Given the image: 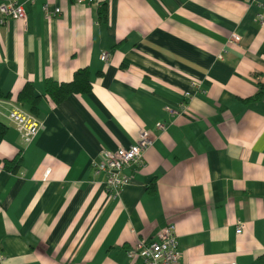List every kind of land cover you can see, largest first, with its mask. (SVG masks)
<instances>
[{"label":"crops","instance_id":"crops-1","mask_svg":"<svg viewBox=\"0 0 264 264\" xmlns=\"http://www.w3.org/2000/svg\"><path fill=\"white\" fill-rule=\"evenodd\" d=\"M46 3L61 10L48 17ZM25 8L26 21H0V87L11 93L0 98L9 125L0 159L23 157L17 171L0 168L2 264H133L129 248L170 222L177 264H259L264 95L253 96L264 83V0H35ZM80 67L90 71V91L58 102L46 95L47 77L68 81ZM28 80L43 95L44 121L30 142L8 116ZM142 128L153 138L145 164L127 166L130 181L108 196L94 164L136 143Z\"/></svg>","mask_w":264,"mask_h":264},{"label":"built area","instance_id":"built-area-1","mask_svg":"<svg viewBox=\"0 0 264 264\" xmlns=\"http://www.w3.org/2000/svg\"><path fill=\"white\" fill-rule=\"evenodd\" d=\"M25 2L33 3L35 0H24L22 2L19 0H0V21L4 22L8 16L26 21L27 10ZM44 10L46 16L50 17L58 13L61 8L55 7V9H51L49 3H46L44 4ZM239 38L240 35L237 32H234L233 37H231V39L235 40ZM109 55V51L103 52V58H107ZM193 82L195 88H198L197 81ZM185 93L186 96H189L191 91H186ZM167 108L172 112L177 111V108L169 106ZM8 116L15 123L21 137L27 142L32 141L44 125V121L40 115L21 105L19 102L13 103ZM158 125L162 128L165 127L163 122H158ZM152 142L153 138L149 130L142 128L136 143L103 152V157L95 162L94 168L96 172H105L106 179L104 183L108 196L118 195L122 187L130 181L131 175L124 171L127 166L132 163L145 164V151ZM50 170V168L46 170L45 176L49 174ZM243 226L244 221L239 219L236 231L241 232ZM128 254L133 259V264H177L179 262L180 251L176 224L173 222L166 224L153 239L137 240L129 248ZM2 257L0 256V264H2ZM230 264H237V262L232 261Z\"/></svg>","mask_w":264,"mask_h":264},{"label":"trees","instance_id":"trees-1","mask_svg":"<svg viewBox=\"0 0 264 264\" xmlns=\"http://www.w3.org/2000/svg\"><path fill=\"white\" fill-rule=\"evenodd\" d=\"M100 17L107 18V6L105 3H101L99 7ZM92 88V82L90 79V71L87 67L78 68L71 80L68 81H58L51 77H47L45 80V93L54 102H58L68 94L73 92H88ZM11 93L5 92L0 87V98L9 97ZM264 95V83L261 84L260 90L253 97L257 98ZM42 94L36 91V85L34 81L28 80L25 82L23 87L20 89L17 95V101L21 105L30 109L39 115V103L42 99ZM9 125L6 121L0 118V142L5 137ZM23 157L19 153L12 158L0 159V168H6L11 171H17L22 164ZM151 192L156 189L155 180L152 181L151 186H149ZM259 264H264V254L259 256Z\"/></svg>","mask_w":264,"mask_h":264}]
</instances>
